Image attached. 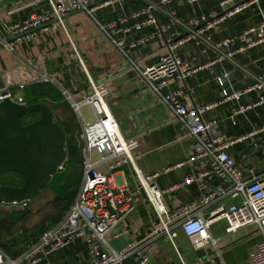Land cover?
Returning <instances> with one entry per match:
<instances>
[{"label":"crops","instance_id":"0c3cea01","mask_svg":"<svg viewBox=\"0 0 264 264\" xmlns=\"http://www.w3.org/2000/svg\"><path fill=\"white\" fill-rule=\"evenodd\" d=\"M144 1L125 0V9H140L144 6ZM46 5L47 0H0V35L4 38L2 30L7 26L21 22L29 15L44 9ZM171 8L178 11L181 25L177 26V29L182 32L185 31L183 25L187 26L188 21L194 17L204 15L207 18H215L220 14L218 0H200L192 5L175 3L155 9L153 15L159 27L163 28L168 22L165 11ZM120 15L112 6L97 12V18L102 23L115 21ZM262 20L264 0H259L258 6L246 9L215 28L211 33L212 41L215 43L232 38L257 26ZM156 31L154 27H148L129 34L112 33V36L115 39H124V51L128 58L143 70L157 63L166 52L162 34L155 33ZM150 34H154V37L148 40L144 47L132 46ZM10 43L12 51L0 49V77L4 86L18 93L15 84L10 83V77L14 76L15 82L21 81L24 84V99L42 100L51 110L58 104L70 107L62 95L64 90L74 98H82L89 93L86 75L77 65L74 55L77 53L83 57L89 76L108 86V108L117 118L122 134L139 141L138 156L135 160L137 169L144 175L158 172L152 183L160 191L180 183L185 176H197L208 168V159H201L163 172L164 169L183 162L190 156L193 140L187 136L185 128L175 120L156 95L145 87L138 74L128 67L126 58L98 31L93 19L84 12L66 15L63 28L48 24L45 28L12 38ZM197 49L193 54L187 51L181 54L195 64L205 63L215 55L208 46L201 45ZM200 49H206L203 56L200 55ZM262 72L264 42L237 54L233 62H225L215 68L197 72L192 78L178 83L176 87L184 90L183 99L187 108L215 104L207 113V119L217 121V130L225 138L237 139L264 126V105L237 113L240 108L255 102L257 93L252 92L238 101H223V96L232 89L252 84L254 78ZM223 73L227 74V79L224 88H221L216 77ZM231 116L233 122L230 121ZM75 133L68 134L67 138L77 144ZM254 142L258 144V149L252 147ZM228 154L242 170L245 178H250L252 174H264V133H259L253 139L235 143L228 149ZM61 169L63 168L59 170ZM97 169L104 170L102 166ZM79 170L81 171V167ZM70 173L72 170L69 169ZM113 174L118 185L131 190L136 203L134 211L105 235L106 244L101 246L103 252H120L134 242L136 247L132 249L124 264H135L142 255L149 257L148 264H252L249 255L256 250L261 240L254 226L226 233L227 222L220 220L210 228L212 237L217 241L216 248L206 246L198 250L191 247L179 229L175 230L177 235L173 241L166 236H147L151 225L157 220L151 203L142 192H137V183L129 166H122ZM226 187V183L208 176L200 182L164 194L162 200L166 209L173 210L197 200L206 192ZM55 188V195L49 189L42 191L45 197L58 207L50 211L47 206L48 213L44 217L39 216L40 222L37 225L44 221L47 224L46 231L65 219L79 185L76 191H71L69 197L62 193L59 187ZM55 196L57 199L67 200L59 201ZM40 199L39 194L31 202L27 201L25 207L31 203V212L35 213V209L42 203ZM233 203L236 202L223 198L216 200L214 205L229 207ZM21 208L27 209L19 207ZM123 231L125 233H122ZM116 235L118 236L115 237ZM6 249L4 252L0 248L8 257L17 252L16 246L9 251ZM25 251L18 252L17 255ZM36 264H91V257L85 242L75 239L66 247L40 257Z\"/></svg>","mask_w":264,"mask_h":264},{"label":"built area","instance_id":"2783aa9c","mask_svg":"<svg viewBox=\"0 0 264 264\" xmlns=\"http://www.w3.org/2000/svg\"><path fill=\"white\" fill-rule=\"evenodd\" d=\"M198 1L200 0H145L142 8L128 11L125 9V0H47L44 9L5 28V33L10 38H15L45 28L48 24L63 28L66 15L72 12H84L93 19L98 31L103 33L120 55L126 58L128 67L138 74L145 87L156 95L175 120L185 128L187 136L193 140L190 156L183 162L164 169L163 172H169L183 164H192L201 159H208L209 163L208 168L197 176H185L180 183L160 191L152 183L159 173L144 175L135 165L139 141L122 134L117 118L108 108L107 98L110 95L108 86L89 76L83 57L76 53L74 59L86 75L89 93L82 98H74L64 90L62 95L81 123L80 131L76 135L81 157L79 189L63 221L44 232L35 246L17 258L12 259L0 250V264H36L40 257L48 256L66 247L75 239H82L85 242L91 264H124L132 249L136 247L134 242L120 252L112 250L103 252L101 249V246L106 244L105 235L114 230L135 208L136 200L131 190L118 185L114 178V171L122 166H129L132 169L137 192L145 195L156 213L157 220L151 225L147 236L153 238L166 236L173 241L177 235L175 230L179 229L191 247L198 250L206 246L216 248L217 241L212 237L210 228L220 220L227 222L226 233L254 226L261 240L256 250L249 255V260L252 264H264V174H252L250 178H245L242 170L228 154V149L235 143L253 139L259 133H264V126L240 138L227 139L217 130V121L206 117L215 104L187 108L183 99L184 90L176 87L178 83L192 78L197 72L215 68L225 62H233L237 54L264 42V20L241 34L219 42L214 43L211 34L223 22L252 6H258L259 0H218L220 10L218 16L194 17L188 21L187 26L183 25L184 32L177 29V26L181 25L177 9L171 8L165 11L168 22L163 28L158 26L153 15L155 9L175 3L192 5ZM111 6L121 15L115 21L100 22L97 18L98 10ZM148 27H154L157 30L155 33L162 34L166 52L157 63L141 70L124 51V39H115L112 33L129 34ZM153 37L154 34H150L132 46L144 47ZM201 45L208 46L215 52L214 57L205 63L195 64L181 54L183 51L193 54ZM0 47L12 51V44L6 42L1 35ZM205 50H199L201 56L205 54ZM226 79L227 74L224 73L216 77L221 88H224ZM10 83L16 85L18 93H14L7 86L4 89L0 88V103L8 99L19 105H27L22 95L24 84L21 81L15 83L10 81ZM252 92L257 93V100L240 108L237 113L264 105V72L257 75L252 84L226 92L222 100L238 101ZM85 105L92 109L95 117L91 124H84L79 111ZM230 121L233 122V116L230 117ZM252 147L258 149V144L254 142ZM92 155L95 156L94 159ZM99 166L104 170H98ZM208 176L227 183V187L206 192L197 200L176 209L165 208L162 200L164 194L200 182ZM223 198L236 203L229 207L214 205L216 200ZM17 205L25 207L26 203L8 205L0 203V208ZM148 262L149 257L142 255L135 264H148Z\"/></svg>","mask_w":264,"mask_h":264},{"label":"water","instance_id":"95a60500","mask_svg":"<svg viewBox=\"0 0 264 264\" xmlns=\"http://www.w3.org/2000/svg\"><path fill=\"white\" fill-rule=\"evenodd\" d=\"M2 34L6 42L12 40L3 30ZM0 88H5L1 77ZM34 113L38 114L36 121L20 124L21 117ZM65 160V133L44 103L24 106L8 99L0 103V176L17 173L22 178L20 187L0 186V203L30 201Z\"/></svg>","mask_w":264,"mask_h":264},{"label":"rangeland","instance_id":"374dc122","mask_svg":"<svg viewBox=\"0 0 264 264\" xmlns=\"http://www.w3.org/2000/svg\"><path fill=\"white\" fill-rule=\"evenodd\" d=\"M96 27H97V25H96ZM97 29H98V27H97ZM101 34H103V33H101ZM0 49H2V48L0 47ZM2 50H4V49H2ZM10 81L12 83H15L14 76L10 77ZM14 86H16V85H14ZM65 105H64V107L67 106V105L66 106ZM68 108L65 109V108H63V106L60 107L54 113V117H55V120H57V121L64 120L63 122H66L65 125L67 126V128L70 127V129L72 128L73 132H76L75 133V138H76L77 133H79V131H80L81 123L79 121L77 114ZM79 111H80V114L83 118L84 124H91L94 121L95 117L93 115L92 109L89 106H87V105L82 106L79 109ZM92 158L94 159L95 156L92 155ZM74 159L75 160H73V164H71V166L74 165V167L79 170L80 164H81V157H80L78 145H77V151H75V158ZM41 193L42 192H40V195H41L40 200L42 201V203H40L38 208L35 209V213L31 212L32 211L30 209L31 203H29L27 205V207H23V208H27V210L29 211V215L24 219L23 222H20L17 224H11L7 220L8 219L7 216L9 215V213L22 209V208L19 209L18 205L12 206L10 208H0V248L4 252H5V248L16 246L17 248L20 249V251H19V253H20V252H23L25 250L30 249L31 247L35 246L39 242V240L41 238V235L39 236V234L42 231L40 229L42 227L44 229L47 228V224L45 222L40 224L38 227L37 224L40 222L39 216L44 217L48 213V207L47 206H49L50 211L55 210L56 208L58 209L57 206L53 205L51 203V201H49V199L45 197L44 193H42V194ZM31 201H32V199L29 202H31Z\"/></svg>","mask_w":264,"mask_h":264},{"label":"trees","instance_id":"16d2710c","mask_svg":"<svg viewBox=\"0 0 264 264\" xmlns=\"http://www.w3.org/2000/svg\"><path fill=\"white\" fill-rule=\"evenodd\" d=\"M26 103H27V105L42 103V100L29 99V100H26ZM62 106L65 109L68 108L66 105H65L66 107H64V105L58 104L54 108H52V110L50 109V111L52 112V117H53L54 122L57 125H59L65 133L66 160L61 165V168H63L64 170L58 169L56 171V173L53 175V177L51 178L50 182L47 184V186H45L40 192H42L45 189H49L51 191V193L54 194L55 190H56L55 187H59L61 189V192L66 194V196L68 195V197H69L71 195V191L75 190L76 187L80 183L81 171L76 169L74 167V165L71 166V164H73V160H75L74 158H75V151H77V145L75 143H73L72 140L68 139L67 135L73 134L74 132L72 131V128L71 129H70V127L67 128V126L65 125L66 122H63L64 120L57 121V120H55V117H54V112ZM68 109L71 110L70 107ZM37 119H38V114H35V113L34 114H27V115L21 117L19 122L21 125H27V124H30V123L36 121ZM69 169L72 170V173H70V174H69ZM56 184H57V186H55ZM21 185H22V178L17 173H8V174H4V175L0 176V186L20 187ZM40 192L35 196V198L40 194ZM55 198H56V196H55ZM63 199L65 200L66 198H63ZM63 199H57L56 198V200H59V201H62ZM28 214H29V211L27 209L17 210V211L9 213V215L7 216V218H8L7 220L11 224H17V223L23 222ZM38 227H39V225H38ZM46 229H44L42 227L40 229L42 231L40 232L39 236L40 235L42 236V234L44 233V231H46ZM11 248L12 247H7L6 250L9 251ZM16 250H17V252L13 253L14 256L12 254V256H10V258L14 259V258L18 257L17 254L20 251V249L17 248Z\"/></svg>","mask_w":264,"mask_h":264}]
</instances>
